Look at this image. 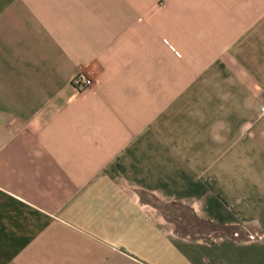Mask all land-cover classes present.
I'll use <instances>...</instances> for the list:
<instances>
[{
	"label": "crops",
	"instance_id": "obj_1",
	"mask_svg": "<svg viewBox=\"0 0 264 264\" xmlns=\"http://www.w3.org/2000/svg\"><path fill=\"white\" fill-rule=\"evenodd\" d=\"M262 91L264 0H0V264H264Z\"/></svg>",
	"mask_w": 264,
	"mask_h": 264
},
{
	"label": "built area",
	"instance_id": "obj_2",
	"mask_svg": "<svg viewBox=\"0 0 264 264\" xmlns=\"http://www.w3.org/2000/svg\"><path fill=\"white\" fill-rule=\"evenodd\" d=\"M72 86L76 90H81L83 88H86L88 86V80L83 73H77L71 80ZM258 113L260 118H264V92L262 94V100L260 102Z\"/></svg>",
	"mask_w": 264,
	"mask_h": 264
},
{
	"label": "rangeland",
	"instance_id": "obj_3",
	"mask_svg": "<svg viewBox=\"0 0 264 264\" xmlns=\"http://www.w3.org/2000/svg\"><path fill=\"white\" fill-rule=\"evenodd\" d=\"M263 92H264V91H262L261 96H260L261 100H262V94H263ZM181 213L186 214L187 212L183 211V212H181ZM197 224H198V227L205 228V227L202 225L203 223H201V222H197ZM199 224H200V225H199Z\"/></svg>",
	"mask_w": 264,
	"mask_h": 264
}]
</instances>
